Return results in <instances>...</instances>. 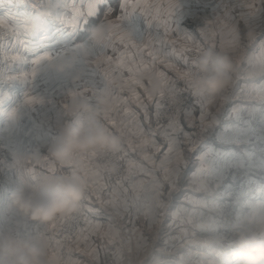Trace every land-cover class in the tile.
Masks as SVG:
<instances>
[{
  "label": "crops",
  "instance_id": "1",
  "mask_svg": "<svg viewBox=\"0 0 264 264\" xmlns=\"http://www.w3.org/2000/svg\"><path fill=\"white\" fill-rule=\"evenodd\" d=\"M185 1L190 7H183L185 6L183 0H128L129 4L159 6V19H153L156 14L155 8L148 9L149 15H145L144 10L138 9L136 13L122 22L121 27L130 33L134 40L133 43L139 44L143 51L140 52L133 48L126 50L119 39H115L116 51L114 52L111 46L108 47L106 57L112 58L114 62L112 68L116 67L121 53H125L123 57L125 60L129 55H135L137 62L142 58L151 67V70L164 73L167 77V88H170L171 80L174 77H182L179 73L183 72V69L180 60L174 55L167 58V63L173 67L169 68L164 63H160V60H165L167 53L173 52V45L168 44L167 47H162L159 43L160 39L175 41V51L179 47L177 44L185 42L186 44L203 42L207 48H212L211 45L214 43V49L219 50L221 42L227 48L229 42L236 39L238 32L241 36V40L238 41L239 48L233 51L237 71L234 73L232 86L227 90V101L216 102L218 99L214 100L208 111L213 115L215 122L206 128L200 127V106L175 118L168 125H164L157 122L153 115L156 108L155 102L159 100L161 103L163 98L161 99L157 95L153 96V101H147L144 89L134 86L136 93L145 101L146 109H144L135 103L131 92L127 90L121 92L120 88H114L116 95L127 101L125 105L120 102V99H115L113 104L116 106L115 110L110 113L117 123L123 122L127 125L129 133L123 138L125 181L120 185L109 183L99 167L98 157L91 161L79 156L76 158L82 171L85 168L89 169L90 182L98 180L105 185V188L100 193L99 199L93 194L87 201L83 200L88 205L87 225L76 240L74 247L88 243L96 248L100 243H96V236L102 232L104 237L111 233L114 240L109 241V246L115 248L125 246L129 250L136 246L135 241H140L141 251L160 250L163 243H153V240L156 237L160 241L165 234L158 227L156 233L150 228V221H154V219L158 221L156 208L151 207V205L157 204L156 193L158 190L163 192V204L187 201L185 198L187 192L183 196L175 198L169 194V189L179 187V183L182 185L181 188L185 187L184 184L191 185L192 183L193 185V178L199 172L203 155H208L217 162L211 166L209 176L207 175L211 187L215 188L216 195L213 193L209 198L204 193L199 197L200 195H197L195 191L192 194V190L188 195L192 197L190 202H199L200 198L207 200V197L209 200L220 198L233 180L228 177L221 179L220 175L229 174L230 176L238 166L244 167L246 171V176L243 179L244 187L252 185L255 190L254 193H249L248 196L240 200L243 215L248 213L250 208L258 202L264 203V100L258 99L260 95H264V71H261V67L264 65V49H262L264 48V0L205 1L202 4L203 7H199L196 0ZM52 3L54 7L49 9V0H0V20L12 26L19 25L21 39L26 38L22 21L18 24L13 18H23L30 22L43 9H48L51 12V14L43 16L41 27L33 30L30 34L28 39L31 47L28 51L18 47L15 51L9 50L7 54V57L12 55L21 57L16 62L7 59L8 71L12 77L18 70L30 74L34 67L32 61L37 56L49 55L52 57L50 61H45L38 66L34 78L42 77L50 83V88L38 96L43 102L27 103L25 100L18 108L10 110V112L14 110L12 115L9 114L0 122V138L8 142V149L14 153L15 159L18 161V164L15 165L16 172L12 171L11 167V171L8 169L5 171L3 169L5 167L0 164V182L8 188L9 194L21 183L22 179H30L31 176L42 173L51 174L49 162L53 160L48 157L47 150L58 133L57 124L68 119L64 114V104L68 102L69 93L83 92L84 95L91 96L90 86H94L98 90H102L105 86L102 76L93 75L98 57L93 54L94 41L90 38V30L98 25L96 17L89 18L90 25L81 24L76 29H73L70 23L74 15L71 5L75 3L77 10L86 14L89 0H52ZM120 3H123V0H119L117 6L112 7L113 12L109 19L116 20L121 15ZM63 4H67L68 7L64 8ZM171 4H177V9L170 8ZM247 4H254V14L242 18V12H247L248 9L247 7L242 8L240 5ZM33 5L36 6L33 7ZM129 12H132L131 8H129ZM59 17H64L69 23H64ZM100 19H103L102 15ZM165 23L171 29L167 33H165ZM232 28L237 30L235 35L231 32ZM202 29H206V31H202ZM249 30L255 33V38L252 40L246 36ZM186 36L189 39H186ZM183 37L184 41L176 42L177 39L181 40ZM89 39H91L90 42ZM15 42L16 39H14ZM66 42H70L76 47L77 60L71 68L64 72H58L50 66V63L57 62L69 55L62 51ZM149 51L154 52L159 58L154 65L148 54ZM175 60H177L176 64L173 63ZM252 63L256 65L255 68L251 67ZM105 70H108L112 78L119 80L122 85L130 75L126 68L123 73L112 71L107 63L100 68L101 74ZM77 74L80 76L78 81L73 79ZM34 79L21 80L16 83H18L17 86L24 84L32 86ZM85 88L89 90L85 92ZM236 92L237 99L232 96ZM1 102L0 116L4 115L8 104L7 100H1ZM91 102L95 103L94 100ZM125 108H127V112ZM145 111L147 118H145ZM133 113L135 115H132ZM107 126L111 128L108 123ZM149 130L154 134L148 135ZM140 132L145 135H139ZM185 134H189L191 143L186 139ZM142 139L154 141V145L150 143L141 148L140 141ZM171 140L178 141L182 164L186 163L185 169L189 168L184 176L187 180L182 179V165L178 176L171 172L174 164L170 161L175 159V153L170 154L168 151ZM129 141L133 143L132 148L128 147ZM213 160H211V164L214 163ZM220 163L228 165V167L221 169ZM166 165H169L170 168L167 169ZM55 167L57 170H61V166L56 162ZM66 168L67 166H65V170ZM92 170H98L100 175L93 176ZM137 174L139 175L137 176ZM215 180L218 181L215 182ZM125 188L127 193L124 192ZM113 189H116L115 194H113ZM224 196L225 193H223L222 199ZM125 199L130 206L127 211L123 206ZM196 199L198 201H195ZM138 209L141 211H137ZM137 218L143 219L146 223L142 224L137 220L134 222ZM118 219L126 221L124 228L117 222ZM157 221L154 222L157 223ZM175 221L174 219L173 223ZM50 225L46 231L44 225L29 221L16 210L11 209L9 205L0 208V231L11 232L20 239L43 233L49 239L50 256L54 257L50 260V264H70L69 260H59L56 254L51 253L53 244L49 238ZM118 226L123 228L124 233ZM123 235L127 239L124 244L119 242ZM83 238L88 239L87 242Z\"/></svg>",
  "mask_w": 264,
  "mask_h": 264
},
{
  "label": "clouds",
  "instance_id": "2",
  "mask_svg": "<svg viewBox=\"0 0 264 264\" xmlns=\"http://www.w3.org/2000/svg\"><path fill=\"white\" fill-rule=\"evenodd\" d=\"M49 10L31 19L32 30L41 27L42 18ZM106 29L99 24L90 30V38L100 41L105 38ZM249 40L255 33H246ZM236 40L241 36L237 32ZM77 56L73 53L50 66L64 72L73 66ZM192 84L197 96L216 100L224 96L232 86L237 64L233 51L214 48L202 49L193 60ZM78 81L80 76L73 77ZM148 94L157 96L165 89L158 71L151 70L141 75ZM113 88H121L119 80L111 81ZM175 100L174 93L172 94ZM115 98L102 93L92 103L87 96L69 93L65 109L68 119L57 124L58 133L47 150L48 157L61 166L54 174L33 175L22 179L10 193L9 207L22 217L40 225H49L78 213L90 184L76 160L77 154L106 153L116 155L123 149V137L112 130L101 119V113L113 106ZM65 166H67L65 170ZM234 244L232 257L236 264H264V203L252 206L248 213L239 218L233 226ZM0 264H50L49 239L43 233L20 239L11 232L0 231Z\"/></svg>",
  "mask_w": 264,
  "mask_h": 264
},
{
  "label": "rangeland",
  "instance_id": "3",
  "mask_svg": "<svg viewBox=\"0 0 264 264\" xmlns=\"http://www.w3.org/2000/svg\"><path fill=\"white\" fill-rule=\"evenodd\" d=\"M205 1L216 2L217 0H196V2L200 5L199 7H203L202 4L205 3ZM109 3L111 7H116L119 3V0H109ZM183 3L185 4V6L183 7H190L185 0H183ZM6 25L12 26L9 23H6ZM178 41H184V37L181 40L177 39L176 42ZM185 44L186 42L177 44V46H179L177 47V49L181 48V46ZM5 59L7 63L8 57L5 56ZM255 66L256 65L252 63L251 67L255 68ZM232 96L237 99V92L233 93ZM227 98L228 91L225 92L223 97L218 98V100L216 99V102L227 101ZM1 100L3 99H0V104H2ZM13 111L10 112V110H8V113H6L5 110L4 115L1 116L0 122L2 121V119L4 120V117H7L9 114L12 115ZM0 141L5 142V140L1 138ZM4 144L8 148V142L6 141ZM211 160H213V158L209 157L208 155L202 156L200 163L201 166L198 170L199 172L198 174H196V177L194 176L193 178V185L192 183L191 185L184 184L185 187L181 188L182 185L179 183V187H172L169 189V194H171L175 198H177L178 196L181 197L185 194V192H187L185 195L187 201H183L180 203L178 201L167 204L162 203V206L160 207H157V204L151 205V207L154 206L156 208V213L158 214V221L154 219V221H157V223H155L154 221H150V228L152 229L151 231H154L156 233L158 227L165 234L163 235V237H161L162 240L159 241L156 237H154L153 240V243H163L162 246H160V250L141 251L140 241H135L136 246L130 248L129 250L126 249L125 246H119L115 248L109 246V241L114 240V237L110 235L111 233L107 234L106 237H104L101 234L102 232H99V235H97L95 239V241H97L96 243L100 242L102 246L100 245V243H98L95 248V246H90L87 243L78 245V247L76 246V248L74 247L75 242L83 232L82 231L77 236L74 244L72 245L68 259L66 260H69L70 264H128L129 260L133 261V264H236L231 255L232 249L235 247L233 226L238 222L239 218L243 216V212L241 210V202L240 205L236 208H230V204L234 200V198H231L230 189L235 185L236 182L240 180V178L238 177V169L244 167L237 166L231 173L232 175L230 174V176L226 172L225 174L227 175H220L221 179L222 177L223 179L228 177L233 178V180L231 181V183L229 182L230 184L228 189L223 192L225 193L223 199L222 193V196L220 198L209 200L208 197L210 198L213 193L214 195H216V192H214L215 188L211 187V182L207 179V175L209 176V173L211 171V166L217 163L213 160L214 163L211 164ZM0 164L1 166L5 167L3 168L5 171H7L8 169V171L12 170L16 172L17 167L15 165L5 166L2 163ZM182 167V179L187 180V178H184V176H186L185 174L189 170V168L185 169L186 163L182 164ZM227 167L228 165L220 163L221 169H225ZM166 168L169 169V165H166ZM138 175L139 174H137V176ZM216 181L218 180H215V182ZM1 186L4 185L0 182V190ZM191 191L193 192L192 194H194L195 191L197 195H200L199 197H201L204 193L207 194V200L205 198H200L199 202H190V200H192V197L188 195ZM218 194L220 195V192ZM195 201H198V199H196ZM139 207L142 206L139 205ZM137 211H141V209H138ZM174 219L176 221L173 223ZM136 220L142 224L146 223V221L141 218L135 219L134 222H136ZM117 222L119 224H122L123 228L124 225H126L125 220L118 219ZM118 228L123 232V228L119 226ZM83 240L87 242L88 239L83 238ZM126 240V236L123 235L119 242L124 244ZM50 241L52 242L51 238ZM52 244L53 246L51 247V253H53V249L55 248L53 242ZM59 260L61 259L59 258Z\"/></svg>",
  "mask_w": 264,
  "mask_h": 264
},
{
  "label": "snow or ice",
  "instance_id": "4",
  "mask_svg": "<svg viewBox=\"0 0 264 264\" xmlns=\"http://www.w3.org/2000/svg\"><path fill=\"white\" fill-rule=\"evenodd\" d=\"M35 6L36 5H33V7H35ZM240 6L242 8L247 7V9H248L247 12H242V14H241L242 18H244L246 16H251L254 14V11H255L254 4H247V5H240ZM48 7H49V9L54 7L52 0H49ZM63 7L66 8V7H68V5L63 4ZM71 7H72L73 12H74L73 18L70 21L71 27L73 29L80 27L81 24H83L85 26L90 25L91 21L89 18H91V17H96L98 24L106 29L105 38L103 40H100V41H94V45H93V49H94L93 54L95 57H98L96 60L97 67L94 68L93 75L99 74L100 76H102L103 81L105 82V86L102 90H98L94 86H90L92 95L87 96V98L89 100L96 101V99L99 95H101L102 93H108V94H111L115 99H120V102L122 104L126 105L127 101H124L123 99L118 97L115 93L114 88L111 85V81L113 80L111 73L108 70H105L103 74H101V72H100V68L103 66V64L107 63L109 65V68L112 71H120L121 73H123V70L125 68L127 69V72L130 75H129V78L127 80H124L123 85L120 88V91L123 92V91L127 90V91L131 92L132 96L134 97L135 103L140 108L146 109L145 101L141 98V96L139 94L136 93L134 86H138L140 88H143L144 89V95L146 96L147 101H150V102L153 101V99H154L153 96H151L150 94L147 93L146 88H145V84L140 79L142 74L151 71V67L147 63H145V61L142 58L139 60V62H137L135 55H129V56H127V59L125 60V59H123V57L125 56V53H121V58L116 63V67L112 68V64L114 62H113L111 57H106V49L111 46L113 48V51L115 52L116 48L114 45V40L119 39V42L125 47L126 50L129 48H133V49H138L140 52H142L143 49H140L139 44L133 43L134 40L131 37L130 33L125 31L121 27V24L124 20H126L133 13H136V11L138 9L144 10V14L149 15L150 13H149L148 9L155 8L156 14H155V16H153V19L158 20L159 19V12H160L159 6L154 5V4L153 5H142L140 3L129 4L128 0H123V3L119 4L121 15L116 20L109 19L110 15L113 12V8L111 7L109 0H89L88 11L86 14L81 13L79 10H77L75 3H73L71 5ZM169 7L173 8V9H177L178 5L177 4H171V5H169ZM129 8L132 9L131 13L129 12ZM48 14H51V12L49 11ZM101 15L103 16V19H100ZM59 18L64 23H69V21H66L64 19V17H59ZM13 19L16 20L18 24H20L22 21L23 28H24V35L26 36V38L21 39V32L14 31L13 34L15 36L16 42L15 43L9 42L7 45H5L2 42L3 38L0 37V50L5 51L7 54H8L9 49L12 51H15L19 47V48H23L25 51H28L31 47V44H30L28 38H29L30 34L33 32V30L29 26V22L23 18H13ZM0 27H6L4 25L3 20H0ZM169 31H171V29H169L167 27V24L165 23V33L169 32ZM177 31H179V30L177 29ZM202 31H206V29H202ZM236 31L237 30L235 28L231 29V32L233 35L236 34ZM186 39H189V38L186 36ZM159 43L162 47H167L168 44L173 45V52L167 53L165 60H160V63H164L166 67L171 68L173 66L171 64L167 63V58L169 56L179 54L181 59L184 60L185 64L186 65L188 64V60L183 55V53H185L186 51L189 50L188 44L182 45L180 52L176 53L175 47H174L175 41H167V40L160 39ZM211 47L214 48L215 44L213 43L211 45ZM220 48L222 50L226 49V50L236 51L239 48V43L236 39H233L229 42L228 47L225 48L224 43L221 42ZM262 49H264V48H262ZM194 50L196 51L197 54H199V52L202 50V48L199 44H195ZM148 54L152 58V63L154 65L157 62V60L159 59L158 56L152 51H149ZM8 59L12 62H16V61H19L21 59V57L18 55H12V56H8ZM51 59H52V57L49 55L37 56L32 61L34 67L31 71V73L30 74L29 73H23V76L22 77L20 76L18 78L24 79V80L34 79L36 76V73L38 71V66L45 61H50ZM261 71H264V65H262ZM159 74H160L162 80L164 81L165 89H166L168 87L167 77H165L164 73H162V72ZM179 75L182 76L183 79L185 80L187 88L192 92V94L194 96L197 97V103L200 106V127L203 129V128L210 126V124L214 123L215 121H214L213 115L208 111V108L213 104L214 100L207 98V97L197 96L195 94V92L193 90L191 70L181 72V73H179ZM13 78H17V77H13ZM121 78H123V77L121 76ZM165 89H163L160 92V94L158 95L161 99L164 97ZM88 90L89 89L85 88L84 91L86 92ZM71 94L85 96L83 92H72ZM171 99H174V97H171ZM258 99L264 100V95H260L258 97ZM26 102L27 103H42L43 101L39 97L32 96L29 99H27ZM155 103H156L157 110H159L161 107V103L159 102V100H157ZM66 107H67V105L64 104V114L65 115H66V111H65ZM115 107L116 106L113 105L111 108L104 110L105 121L111 125L112 130H115L123 138H125L126 135L129 134L127 132V125L123 124V122L117 123V121L110 115V113L113 110H115ZM125 111L127 112V108H125ZM132 115H135V114L133 113ZM145 118H147L146 111H145ZM131 134H137V133H131ZM153 134L154 133H152L151 130H149L148 135H153ZM139 135L144 136L145 134L143 132H140ZM185 137H186V139L189 140V143H191V139L189 137V134H185ZM150 143L154 145V141H150L148 139H142L140 141V147L143 148L144 146H146ZM128 147L129 148L133 147V143L131 141L128 142ZM168 151L170 154L173 152L175 153L174 161H170V163L174 164V167H172L171 172L173 174H175L176 176H178L179 172L181 170V165H182V155L179 151L178 141L171 140ZM105 155H109V154L92 152V153H86V154H82V155L77 154V157L79 156L81 158L88 159L89 161H91L98 156H105ZM111 155H113V154H111ZM120 158H123V157H120ZM49 171L53 174L57 171L54 161L49 162ZM83 173L85 176H89V169L85 168ZM92 175L93 176H99L100 173L98 170H92ZM104 188H105V185L100 183L98 180L91 181L89 184V187L87 189L85 201H87L89 199V197L93 194H95L97 199H99L100 193L103 191ZM115 192H116V189H113V194H115ZM124 192L127 193L126 188L124 189ZM156 195H157V205L156 206L160 207V206H162V197L164 194L162 191L158 190ZM123 206H124L125 211L129 210L130 206L127 203V199H125L123 201ZM89 211H91V209H89ZM43 227L47 231L49 226L44 225ZM50 227L53 230H55V228H56L55 222L52 223L50 225ZM145 246H146V242H145ZM53 258L54 257L50 256V260ZM128 264H133V261L129 260Z\"/></svg>",
  "mask_w": 264,
  "mask_h": 264
},
{
  "label": "built area",
  "instance_id": "5",
  "mask_svg": "<svg viewBox=\"0 0 264 264\" xmlns=\"http://www.w3.org/2000/svg\"><path fill=\"white\" fill-rule=\"evenodd\" d=\"M6 27H0V37L3 38V43L7 45L9 42L14 43L15 36L13 34L14 31L19 32L18 26H8L4 23ZM89 42L91 39L88 40ZM189 45V50L183 53L185 58L188 60V64L186 65L184 60L181 59L180 55H174L181 62V67L183 72L189 71L193 67V60L197 57V53L194 50V45L199 44L202 49H206L207 46L203 42H192L187 43ZM181 48L176 50V53L180 52ZM62 51L65 53L75 54L77 55L76 47L70 42H66L62 48ZM7 57V53L3 50H0V99L4 101H8L6 113L8 110L18 108L21 103L30 97H38L44 94L45 90L50 88V83L44 80L42 77H38L34 79L33 85L24 84L23 86H17L18 81L24 80L18 77L23 76L22 71H17L13 78L11 73L8 71V66L6 63L5 56ZM175 60L173 63L176 64ZM175 95L176 102L171 99L172 94ZM199 104L197 103V97L192 94V92L187 88L185 80L183 77H174L171 80L170 88L165 90L164 97L161 101V107L159 110L157 108L154 109L153 115L157 122L163 123L164 125H168L175 118L185 115L193 111ZM5 118V117H4ZM101 119L106 123L104 113H101ZM1 120V117H0ZM3 120V119H2ZM107 125V123H106ZM123 157V158H120ZM0 163L5 166L9 165H17L18 161H16L14 153L8 149L3 142L0 141ZM124 150L116 155H105L98 156V164L101 168L105 179L113 184L120 185L125 181L124 176ZM246 176L244 168L238 169V177L240 180L235 183L234 186L231 187V198L234 200L230 204V208H236L240 205V200L243 197L249 195V193H254L252 185L245 188L243 179ZM9 190L5 186H1L0 190V208L6 207L9 205ZM87 203L82 201L80 210L78 213L74 214L71 217L60 219V221L56 224L55 230L51 228L50 230V238L54 243L55 248L53 249V253L57 254L61 260H66L69 256L70 249L74 244L77 236L84 230L87 224Z\"/></svg>",
  "mask_w": 264,
  "mask_h": 264
},
{
  "label": "bare ground",
  "instance_id": "6",
  "mask_svg": "<svg viewBox=\"0 0 264 264\" xmlns=\"http://www.w3.org/2000/svg\"><path fill=\"white\" fill-rule=\"evenodd\" d=\"M1 116H3V115H1ZM1 116H0V117H1Z\"/></svg>",
  "mask_w": 264,
  "mask_h": 264
}]
</instances>
